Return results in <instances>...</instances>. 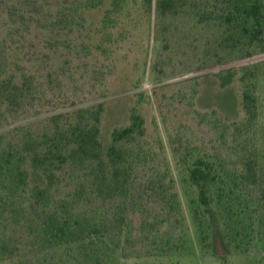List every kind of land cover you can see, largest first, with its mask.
I'll return each instance as SVG.
<instances>
[{"label":"rangeland","instance_id":"1","mask_svg":"<svg viewBox=\"0 0 264 264\" xmlns=\"http://www.w3.org/2000/svg\"><path fill=\"white\" fill-rule=\"evenodd\" d=\"M77 1L0 0V39L13 26L10 69L41 85L19 114L3 112L0 151L16 142V127L98 104L103 157L133 115L143 132L117 144L131 164L122 191L104 198L86 182L85 194L70 200L91 227L108 232L94 255L36 245L30 222L39 210L27 195L14 224L2 223L10 212L1 211L0 264H264V174L252 184L245 169L264 165V25L255 43L234 46L226 40V0H94L90 8ZM5 2L26 27L9 21ZM60 21L66 30L45 28ZM246 84L257 111L243 127ZM198 158L215 162L223 183L219 201L211 188L208 210L189 179ZM30 173V188L42 184Z\"/></svg>","mask_w":264,"mask_h":264},{"label":"trees","instance_id":"2","mask_svg":"<svg viewBox=\"0 0 264 264\" xmlns=\"http://www.w3.org/2000/svg\"><path fill=\"white\" fill-rule=\"evenodd\" d=\"M77 1V0H76ZM80 7L94 6V0H78ZM84 2V3H82ZM223 20L226 26L227 41L234 46H250L259 39V30L264 25V0H226ZM9 21L26 27L28 23L16 22L15 11L7 2L2 4ZM115 7V3L113 5ZM26 14V13H25ZM25 14H22L25 15ZM67 22L45 25V28L60 32L68 28ZM7 33L0 39V120L5 121L3 112L19 114L40 93L41 85L32 75L17 72L11 67L8 38L13 35V26L7 25ZM242 81L247 79L245 70ZM231 82V76L223 79L222 86ZM247 85V84H246ZM243 111L246 122L255 118L257 102L248 85L243 92ZM102 104L94 110L78 109L69 113H55L43 118L37 125L29 123L14 128L16 142L0 151V215L9 209L10 218L4 217L2 223H15L18 210L23 208V198L29 195L34 203L30 207L39 210L36 220L30 222L36 245H46L54 250L59 247H75L86 258L94 255V250L104 243L107 230L100 231L91 227V220L85 211L72 208L70 200L75 202L87 191L86 182L91 183V192L104 198L112 192L122 191L126 184L118 183L127 177L125 152L117 144L127 140L135 133L143 132V120L133 115L130 126L112 133V145L103 157V148L99 139ZM246 165V174L252 184H257L258 177L264 174V165ZM29 166V168L26 167ZM30 171L39 173L42 184L29 187ZM189 179L198 189V205L209 209L212 187L216 188L217 199L221 200L224 192L215 162L198 158L189 168ZM62 183L74 184L63 196L54 197L55 190ZM68 184V186H69ZM229 189V188H228ZM227 189V190H228ZM230 191L232 189H229ZM28 198V197H27ZM234 200V199H233ZM194 214L196 209L194 208ZM20 212V211H19ZM42 214L43 216H40ZM45 216V217H44ZM14 218V219H12ZM41 218V220L39 219ZM107 223V218L104 224ZM212 226L216 238L221 239L215 213Z\"/></svg>","mask_w":264,"mask_h":264}]
</instances>
